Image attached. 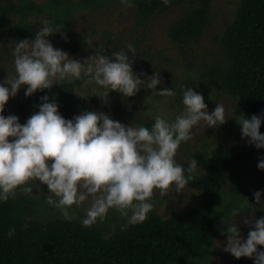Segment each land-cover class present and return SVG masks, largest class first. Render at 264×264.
Returning <instances> with one entry per match:
<instances>
[{"label":"clouds","instance_id":"1","mask_svg":"<svg viewBox=\"0 0 264 264\" xmlns=\"http://www.w3.org/2000/svg\"><path fill=\"white\" fill-rule=\"evenodd\" d=\"M161 2L168 6L170 0ZM121 3L134 6L131 0ZM63 28V24L44 19L34 39L15 42L14 72L0 83V113L22 86H26L25 96L30 97L66 80H80L82 88L95 84L104 89L106 98L110 92L132 97L141 87L153 90V95L175 96L168 88L155 91L162 83L160 74L141 79L144 73H134L132 61L123 50L113 52L111 57L95 53L83 62L71 59L47 39ZM127 48L135 56L133 46L128 44ZM41 99L39 111L24 124L17 116L0 115V202L15 199L18 190L30 194L32 188L26 185L37 181L47 187L46 203L66 219H71L69 210L74 205L87 202L81 220L84 227L102 221L112 209L127 220L121 231L145 221L154 208V192L165 196L174 186L180 193L192 180L191 174L198 168L196 159L189 162L187 169L175 159L182 142L193 138L192 129L201 121L208 128L227 122L223 104L217 103L209 114L204 97L191 87L183 91V111L171 120L163 113L156 115L150 128L134 123L126 126L95 111L66 120L48 96ZM235 120L241 138L264 149V134L260 132L264 117L252 115L249 119L240 114ZM257 166L264 170V159ZM261 195L259 191L254 193L257 204ZM14 234L15 228L9 229V238ZM225 234L224 252L236 259L254 258L255 264H264V251L257 250L258 246L264 247V218L254 222L246 239L241 238L235 221L227 225Z\"/></svg>","mask_w":264,"mask_h":264},{"label":"rangeland","instance_id":"2","mask_svg":"<svg viewBox=\"0 0 264 264\" xmlns=\"http://www.w3.org/2000/svg\"><path fill=\"white\" fill-rule=\"evenodd\" d=\"M18 1L0 0V4H16ZM33 1L38 4L47 2V0ZM192 7L188 3L173 4L159 10L145 21H138L134 6L126 7L122 3L114 2L99 3L74 13L64 23H60L66 25L67 31H64V27L61 33H55L47 39L54 48L66 52L71 59L80 62L95 53L111 57L113 52L123 50L128 53L132 61L133 72L145 74L140 77L141 79L154 73L160 74L162 83L157 85L155 91L168 88L175 92L174 97H163L153 95V90L141 87L132 97L125 98L118 92H110L106 98L103 95L104 89L95 84L82 88L80 86L82 81H71L76 87L78 99L87 102L92 111L104 113L123 125L132 126L134 123L140 126L143 122L154 121L155 116L161 113L166 119H174L183 111L182 95L189 87L204 97L209 114L217 103L223 104L227 122L217 128H208L201 121L192 129L193 138L182 142L177 151L175 159L185 169L193 158L196 159L198 168L192 174L197 175L201 172L199 161L201 156L209 155L219 147L237 153L245 146L247 138H241V129L235 120L236 116L240 115L237 101L218 85L214 77V72L228 62L222 37L227 26L236 16L239 2L214 0L210 6L209 23L201 38L175 41L170 36V30ZM52 17L54 16L47 15L45 11L37 14L34 18L36 31L41 27L42 20H52ZM18 41L23 40L14 37L8 22L0 19V83L8 74L14 72L12 50L15 42ZM128 44L135 49V56L129 52ZM25 90L26 86H22L18 94L9 99L0 115L5 117L14 115L18 117L20 124L26 123L29 116L21 114L17 108ZM261 159H264V149H257L250 164L234 168L224 179L223 194L218 205L223 212V218L202 248L187 264H242L243 260H254L248 257L236 259L224 252L223 247L226 246L225 233L228 224L235 221L241 238L246 239L254 222L264 218V170L257 166ZM26 186L32 188L30 194L19 190L17 194L27 198L34 212L33 217L45 222L59 217L66 219L58 209L46 203L45 197L49 193L45 185L30 181ZM257 191L262 193L259 204L254 197ZM201 199V189L189 181L180 193L175 191L174 186L165 196H161L159 191L154 192L151 201L154 203V208L149 214L156 213L168 218L174 213L190 210ZM86 206L87 202L79 207L74 205L69 210L71 217L69 220L81 222ZM233 212H238L239 216H234ZM246 219L249 221L247 224L244 223ZM125 224H127L126 218L112 209L102 221L98 220L92 226L100 228L109 236L121 230V226ZM257 250L264 251V247L258 246Z\"/></svg>","mask_w":264,"mask_h":264},{"label":"trees","instance_id":"3","mask_svg":"<svg viewBox=\"0 0 264 264\" xmlns=\"http://www.w3.org/2000/svg\"><path fill=\"white\" fill-rule=\"evenodd\" d=\"M213 1L170 0L168 6L182 3L193 6L171 28L172 39L183 42L201 38L209 23ZM104 2L121 3V0H47L45 4L19 0L16 4H0V19L8 22L17 39L32 40L37 33L34 23L37 14L45 11L60 24L85 7ZM238 2L236 16L222 37L228 62L214 72V77L237 101L239 114L249 119L252 115L264 117V0ZM131 3L138 21L168 7L161 0H131ZM45 95L49 102L58 105L59 114L66 120L92 111L87 102L78 99L73 83L62 82L30 97L24 93L17 104L19 112L29 117L38 112ZM153 123L146 121L142 125L150 128ZM260 132L264 134V122ZM256 151L247 141L237 153L219 147L201 156V172L191 174L190 180L202 192L196 206L168 218L151 213L145 221L109 236L100 228L84 227L76 220L59 217L45 222L35 218L27 198L17 194L15 199L0 202V264H187L223 218L218 205L224 179L234 168L250 164ZM11 228H15V234L9 238ZM242 264L255 261L243 260Z\"/></svg>","mask_w":264,"mask_h":264}]
</instances>
